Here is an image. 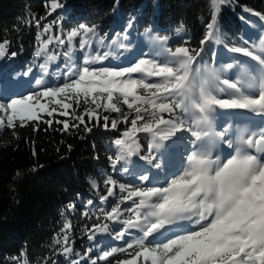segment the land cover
I'll list each match as a JSON object with an SVG mask.
<instances>
[{
  "label": "snow or ice",
  "instance_id": "obj_1",
  "mask_svg": "<svg viewBox=\"0 0 264 264\" xmlns=\"http://www.w3.org/2000/svg\"><path fill=\"white\" fill-rule=\"evenodd\" d=\"M45 8L50 16L65 9L66 3L45 0ZM255 15L264 22V15L259 12ZM46 18L36 19V26L48 33L58 24L61 33L55 37L49 35L35 54L37 57L46 54L53 41L59 46L67 44V51L62 53L69 61L63 82L49 86L43 78L36 79L38 90L0 102V128H15L17 121L21 127L36 121L50 125L53 121H44L41 114L52 117L56 113L65 117L57 121L65 131L83 126L90 132L89 122L100 119L106 129L110 126L115 130L123 125L121 137L115 140L119 153L115 160L109 157L114 170L118 161L133 154L139 156L137 134L151 137L147 154L140 156L146 165L144 172L136 174L122 169L121 175L132 177L128 184H117L109 176L104 181L106 194L99 195V201L105 204L111 197L115 203L109 211L101 208L103 215L87 229L91 233L88 239L94 240L97 233H112L110 223H117L120 228L112 233L113 239L124 241L125 246L112 247L95 258L85 254L81 259L86 264H264V158L247 150L264 146V133L258 139L253 138L255 133L246 140L241 137V143L234 146L228 128L218 132L212 128V116L217 108L243 109L264 117V79L255 91L245 93L236 82L220 81L215 68L193 71L194 61L200 58L209 37L218 39L213 32L216 16L206 24V35L198 49L187 46H178L174 51L168 49L175 66L140 58L126 67L97 66L98 62L119 59V56L111 50L100 49L92 54V38L98 37L99 43H104L96 24L81 22L64 31L62 18L41 25ZM134 24L135 17L126 24L125 37ZM78 37L79 51L83 53L79 64L73 58V42ZM257 38L261 54H255L247 46H234L229 51L256 61L264 73V38ZM40 39L37 35V40ZM155 39L167 41L169 37ZM118 40L119 37L111 43L117 44ZM6 43H0V57L4 55ZM127 47L124 42L118 43L121 50ZM57 55L60 53L47 55V59L55 60ZM11 56L15 57L16 53ZM40 68L47 71L45 64H40ZM30 72L31 69L23 75L28 76ZM150 77L157 82H149ZM197 77L200 78L198 94L195 92ZM214 80L218 87L222 84L235 91L229 98H218L208 87ZM76 108L82 110L77 113ZM100 109L117 115H101ZM69 119L74 121L71 126ZM177 133L187 134L185 152L174 171H165L166 165L161 161L170 152ZM217 143L233 149L235 154L224 160L214 158L213 148ZM153 169L164 173L162 182L153 178ZM87 204L92 205L93 201L88 200ZM67 207L72 210L75 204ZM83 215L89 213L85 211ZM70 229L71 223L66 222L61 229L63 240H54L55 244L63 245L61 254L65 256L71 252L67 234ZM117 253L127 258H115ZM72 264L80 261L74 260Z\"/></svg>",
  "mask_w": 264,
  "mask_h": 264
},
{
  "label": "trees",
  "instance_id": "obj_2",
  "mask_svg": "<svg viewBox=\"0 0 264 264\" xmlns=\"http://www.w3.org/2000/svg\"><path fill=\"white\" fill-rule=\"evenodd\" d=\"M61 2L66 3V8L49 16L45 0H0V43L7 42L3 47L4 55L0 57V89L3 90L0 99L26 93L27 85L19 74L39 63L40 58L35 53L43 40L61 33L58 24L50 32H43L42 27L35 24L40 17H47L41 25L62 18L64 31L81 22L96 24L98 35L108 32V37L119 29L124 30L129 19L135 17L134 29L151 32L155 37H169L162 41L167 57L157 59L159 63L168 64H174L168 49L200 47L206 35L205 26L213 15L216 16L213 32L218 39L210 37L205 43L202 53L205 57L221 51L222 45L229 48L247 46L251 24L264 31V22L255 15L256 12L264 15V0H228L219 7L217 0ZM37 35L41 36L40 40ZM78 41L74 42L76 46ZM53 51L60 53L56 65H62V52L67 51V44L59 46L53 41L47 52ZM13 52L15 57L11 56ZM224 61L229 62L230 58L225 57ZM219 65L224 68L228 64L219 60L217 67ZM124 108L127 110L126 106ZM80 111L81 108H76L77 113ZM99 111L101 115H117ZM41 115L44 121L50 119L53 123L36 121L21 127L17 121L15 128H0V264H72L74 260L86 264L81 258L85 254L95 258L110 250L107 245L113 241L112 233L119 230L117 223H110L112 233H97L94 240L88 239L91 233L87 229L103 215L100 209L109 211L115 203L111 197L107 203H100L99 195L106 194L104 181L111 176L117 184L132 182L119 172L123 168L122 160L116 163L115 170L109 160V157L115 160L119 153L115 140L121 137L124 126L106 129L100 119L89 122L90 132L83 126L65 131L57 123L65 117L58 113L52 117ZM72 123L74 121L69 119L70 126ZM137 135L140 153L136 156L142 161L140 156L147 154L151 137L143 133ZM123 160L132 159L130 156ZM116 191L119 192L118 187ZM88 200L93 204L88 205ZM69 204H75V208L69 210ZM85 211L88 216L83 215ZM66 222L71 223L67 233L71 252L67 256L61 254L63 245L54 243L55 239L63 240L61 229ZM115 258L127 257L117 253Z\"/></svg>",
  "mask_w": 264,
  "mask_h": 264
},
{
  "label": "rangeland",
  "instance_id": "obj_3",
  "mask_svg": "<svg viewBox=\"0 0 264 264\" xmlns=\"http://www.w3.org/2000/svg\"><path fill=\"white\" fill-rule=\"evenodd\" d=\"M227 2L228 0H217V6L219 7L221 6V4H224ZM251 27H252L253 34L250 35L249 42H248L249 44L247 45V47H249V49L252 50L255 54H261L260 48H259L260 39H258L257 37L264 38L263 28L257 25H253V24H251ZM106 34H107L106 36L98 35L99 37H104L103 45L99 43L98 37L92 38V49H90V51L92 52V54H95L97 49H100L101 51L111 50L112 52L116 53L117 56H119V59H118L119 62L117 65H111V64H105L106 61L108 62V60H106L103 62H98L97 66L126 67V66H129L131 63L136 62L140 58H150V59L157 60L159 58L163 59L165 57V51L163 49L164 43L159 40L157 41V39H155L156 38L155 35L152 34L151 32H143V31H139L133 28L127 34V37H125L124 30H121V29L115 31V33L112 34L110 37H108V32ZM117 37H119L117 44H112L111 42L113 40H116ZM76 40H79V37ZM119 42L126 43V45L128 46L127 50L119 49L118 48ZM109 45H111V48H109ZM222 47L223 48L221 49V53L218 54V58L216 56V53H211L210 58L205 57V55H201L197 61H194L193 71H195L196 68L204 69L206 67H212L217 70V74L219 76L220 81L224 79H229L230 82H236L238 87H240L245 93L255 91L260 86L261 80L264 79V73L260 72L258 63L250 58L244 57L242 54H231L230 53L231 51H229L230 49L229 47H226L224 45H222ZM145 53H147L148 55L145 56L144 55ZM51 54H57V52H54V51L52 53L47 52L46 54L42 53V55L39 56L40 58L39 63L38 64L34 63L31 67H29L25 71L27 72L29 69H31V72L28 76L23 75V73L19 74V76L22 78V80L27 85V88L25 91L26 93L14 94L10 98H17L19 96L27 95L29 92L38 90V86L35 85L36 79L43 78L44 83L49 86L63 82V72L65 71V65H67L69 61L68 59L64 57L63 64L57 66L56 64H58L60 55H57V58L55 60H48L47 55H51ZM79 55L80 57L78 58ZM225 57L230 58V61L229 62L224 61ZM73 58L77 64H79L83 59V53L79 51V47L78 45L76 46L75 43H74V48H73ZM231 58L232 59L237 58L243 64H240V62L237 59L235 61V60H232ZM218 60L225 62L226 65L227 63L232 64L233 68L228 69L226 66L222 68L221 65L217 67L216 64ZM40 64H45L47 71H45L44 69H41ZM52 66H54V68ZM169 66H174V64L171 63L169 64ZM135 75H138V74H135ZM199 80L200 78L197 77L196 88H195V92L197 94L199 93V90H200ZM149 82H157V79L153 78V80ZM217 84L218 82L214 80L208 87H209V90L212 91V94L217 95L218 98H229L230 95L235 91L233 89L228 88V86L222 85V84H220L218 87ZM220 88H223L224 91H220ZM7 100L8 99H0V102H6ZM74 107L76 106L74 105ZM100 110H103V109H100ZM219 110L221 109L217 108L215 112L213 113L214 119L218 118L217 115L215 114ZM229 118L230 116H226L224 120L223 119L217 120L218 121L217 125H219V128H220L219 131L223 128H228L232 130V127L230 126L231 122ZM184 119L187 120L188 116L186 115ZM5 123H6V117H5ZM229 134H230V131L228 132V135ZM229 138L231 139L232 137L229 136ZM186 139H187L186 133L176 134L175 143L172 145V148L170 152L168 153V155L163 157L161 161L162 163L166 165L165 171H174L176 167L179 165L181 154L185 152ZM169 158L173 160L171 163L170 161H168ZM131 159L132 160H122V164H123L122 169L127 168L129 173L142 174L145 170L146 165L137 158H131ZM175 159H176V162L174 161ZM121 170L119 172H121ZM151 175L153 176V178L157 179L158 181L161 177H164V173L157 169H153L151 172ZM122 176L124 178H129V180H132V177L129 175H122ZM118 227L120 228L119 224H118ZM127 239L129 238L126 237V240ZM103 241H105V239H103ZM112 243L113 245H111ZM107 246L109 248L124 247L125 244H124V241H116L113 239V241Z\"/></svg>",
  "mask_w": 264,
  "mask_h": 264
},
{
  "label": "bare ground",
  "instance_id": "obj_4",
  "mask_svg": "<svg viewBox=\"0 0 264 264\" xmlns=\"http://www.w3.org/2000/svg\"><path fill=\"white\" fill-rule=\"evenodd\" d=\"M216 115H217V117H218L217 119L212 118V128H213L214 130L218 129V131H219L220 128H219V125H217V123H218L217 120L224 118L226 115H225V114H219V113H217ZM230 117H231V116H230ZM258 117H259V118L253 119L254 123H255V124H258V126H255L253 132L256 133V135H261L262 133H264V117H261V116H258ZM229 119H230V118H229ZM231 119H232V118H231ZM236 120H237V119H236ZM248 120H250V119L248 118ZM251 120H252V119H251ZM233 122L236 124V121H233ZM235 128H236V127H235ZM239 128H242L244 131H246L245 128L242 127V125H241V126H238L237 129H239ZM229 136H230V134H229ZM238 137H239V136H238Z\"/></svg>",
  "mask_w": 264,
  "mask_h": 264
}]
</instances>
